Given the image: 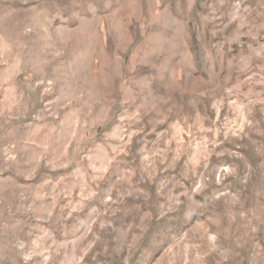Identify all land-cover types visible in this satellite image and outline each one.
<instances>
[{"label":"rangeland","instance_id":"1","mask_svg":"<svg viewBox=\"0 0 264 264\" xmlns=\"http://www.w3.org/2000/svg\"><path fill=\"white\" fill-rule=\"evenodd\" d=\"M0 264H264V0H0Z\"/></svg>","mask_w":264,"mask_h":264}]
</instances>
